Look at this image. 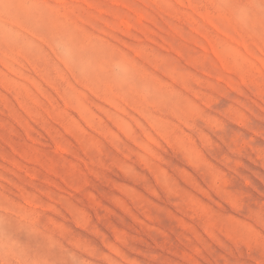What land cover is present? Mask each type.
<instances>
[{"label":"rangeland","instance_id":"1","mask_svg":"<svg viewBox=\"0 0 264 264\" xmlns=\"http://www.w3.org/2000/svg\"><path fill=\"white\" fill-rule=\"evenodd\" d=\"M0 264H264V0H0Z\"/></svg>","mask_w":264,"mask_h":264}]
</instances>
